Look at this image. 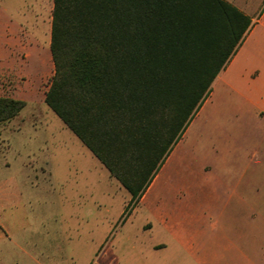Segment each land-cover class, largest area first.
Returning a JSON list of instances; mask_svg holds the SVG:
<instances>
[{
  "label": "rangeland",
  "instance_id": "374dc122",
  "mask_svg": "<svg viewBox=\"0 0 264 264\" xmlns=\"http://www.w3.org/2000/svg\"><path fill=\"white\" fill-rule=\"evenodd\" d=\"M52 2L0 0V96L25 103L0 123V264H264V199L237 189L264 185V124L231 87L202 107L226 66L131 201L44 102Z\"/></svg>",
  "mask_w": 264,
  "mask_h": 264
},
{
  "label": "trees",
  "instance_id": "16d2710c",
  "mask_svg": "<svg viewBox=\"0 0 264 264\" xmlns=\"http://www.w3.org/2000/svg\"><path fill=\"white\" fill-rule=\"evenodd\" d=\"M249 24L227 0H53L44 102L137 202ZM24 104L0 96V123Z\"/></svg>",
  "mask_w": 264,
  "mask_h": 264
},
{
  "label": "crops",
  "instance_id": "0c3cea01",
  "mask_svg": "<svg viewBox=\"0 0 264 264\" xmlns=\"http://www.w3.org/2000/svg\"><path fill=\"white\" fill-rule=\"evenodd\" d=\"M229 1L250 17V24L231 55L232 57L230 56L227 60H230V62L228 65L226 64L222 67L224 68L226 66L222 75H220L219 80L214 81L213 91L211 92L210 98H208L202 107L209 103L215 90L219 91L225 87H231L237 92L245 95L251 111L259 119V122L264 124V58H261L258 55V52L264 53V0ZM227 150L226 147V153L221 159L222 165L226 163H224V158L228 160L231 157L229 153H227ZM244 155H247V153L242 146L241 149L237 150V158L234 159V163L237 164L238 167L243 164ZM246 187L247 186L242 182H238L237 184L241 204L244 206H257L260 198L264 199V197H262L264 194V185H256V192L250 200ZM260 189L263 191L260 192Z\"/></svg>",
  "mask_w": 264,
  "mask_h": 264
}]
</instances>
